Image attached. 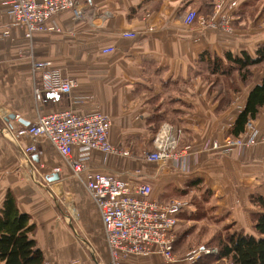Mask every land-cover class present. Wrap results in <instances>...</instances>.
<instances>
[{
    "label": "crops",
    "instance_id": "obj_1",
    "mask_svg": "<svg viewBox=\"0 0 264 264\" xmlns=\"http://www.w3.org/2000/svg\"><path fill=\"white\" fill-rule=\"evenodd\" d=\"M220 3L222 9L217 12ZM191 10L204 19L227 17L231 32L199 23L186 25L184 17ZM84 16L87 19L75 20L71 12H62L53 19L60 33L38 32L29 41L0 6V129L28 126L39 113L99 111L111 120L110 143L129 150L132 157L92 152L86 161L89 170L146 183L152 187L153 198L165 203L183 192L212 194L206 205L212 204L211 218L217 220L194 214L201 208L190 203L180 215L175 262L154 255L130 257L122 264H196L199 258H191L203 245L196 250L179 247L188 238L184 232L204 222L224 235L242 232L259 237L253 217L260 209L250 197L264 196V106L255 119L254 148L217 156L206 152V146L212 140L224 142L232 137V128L251 91L264 78V70L254 72L251 85L240 84L241 91L231 95L232 103L226 107L218 91L211 90L206 80L194 78L191 69L206 53L223 57L227 52H247L255 58L264 44V0H88ZM129 33L136 36L124 37ZM108 47L115 52L102 54ZM40 62H51L78 87L69 95L43 90V74L33 66ZM182 81L186 82L182 94L165 87ZM168 95L175 100L171 106ZM166 107L169 111L163 113ZM172 112L178 113L175 121L185 132L180 149L189 147L188 173L144 159L145 152L154 151L155 116L170 117ZM38 152L25 157L0 130V210L6 194L14 193L20 211L36 225L35 239L45 263L107 264L108 249L107 254L100 251L101 261L97 252L91 259L79 250L78 239L86 241L80 234L106 245L100 214L83 183L47 140H39ZM73 155L79 159L80 150L75 149ZM70 205L77 215L76 225L68 214Z\"/></svg>",
    "mask_w": 264,
    "mask_h": 264
},
{
    "label": "built area",
    "instance_id": "obj_2",
    "mask_svg": "<svg viewBox=\"0 0 264 264\" xmlns=\"http://www.w3.org/2000/svg\"><path fill=\"white\" fill-rule=\"evenodd\" d=\"M88 0H1L0 6L23 31L24 38L31 41L35 33H60L61 29L53 19L62 12H71L75 20L87 19L84 4ZM216 11L222 9L217 4ZM184 23L192 26L199 23L209 29L231 32L230 19L222 17L218 21L199 17L194 10L184 17ZM8 29L4 36L8 37ZM134 33L125 34L134 38ZM115 52L108 47L102 54ZM42 72L43 90L69 95L78 83L64 77L53 68L51 62L33 64ZM36 95L40 91L35 90ZM111 120L99 111L77 113L71 109L49 114L39 113L28 126L5 127L4 134L19 147L25 157L38 154L39 140H47L66 160L76 179L80 180L89 197L96 205L101 217L110 260L107 264H122L130 257L147 258L157 255L167 263L175 262L176 230L180 215L189 208V203L175 199L170 203L155 200L152 187L146 183L129 182L113 175L92 172L86 167L92 152L115 157L131 158L129 150L114 146L109 141ZM185 136L184 129L164 123L153 138L154 151L145 152L144 159L151 163L170 164L182 173H188L189 147L180 149ZM26 141L23 146L20 142ZM257 145L254 121H248L243 137H229L224 142L212 140L206 152L217 156H230L236 150L246 151ZM80 150V158H74V150ZM243 153V152H241ZM71 214L75 212L71 208ZM73 211V212H72ZM217 253L216 249H202L191 260L201 255ZM49 264V263H45ZM74 264H85L77 260ZM100 264V263H99Z\"/></svg>",
    "mask_w": 264,
    "mask_h": 264
},
{
    "label": "trees",
    "instance_id": "obj_3",
    "mask_svg": "<svg viewBox=\"0 0 264 264\" xmlns=\"http://www.w3.org/2000/svg\"><path fill=\"white\" fill-rule=\"evenodd\" d=\"M209 9L213 6L206 4ZM197 12V11H196ZM264 70V44H261L257 51L256 57H251L247 52L234 55L227 52L223 57H218L210 53L200 56L195 70L191 69L194 78H202L210 83L211 90L218 91V97L225 99V106L230 107L232 103V94L241 91L240 84L249 86L252 84L254 72ZM186 82H176L165 84L166 88L182 94ZM173 84V85H172ZM170 106L175 102L171 95L167 96ZM264 106V78L261 83L253 88L245 108L239 114L235 125L232 128V137L240 138L246 133V125L255 119L259 110ZM158 110V109H157ZM169 109L164 108L163 113ZM156 122L153 127L154 136L164 123L179 126L175 118L178 113H171L170 117L166 114L155 116ZM200 184H198L199 186ZM201 190V189H200ZM202 197L208 191L199 192ZM189 192L181 193L185 197ZM204 195V196H203ZM251 203L260 209V212L254 215V226L259 237L247 235L239 232L224 235L217 228H208L197 226L184 232V235L196 236L198 241L196 248H191L190 243L185 246L191 250L216 249L217 253L204 254L196 261V264H264V196L256 194L250 197ZM36 225L32 222L31 216L22 213L18 207L17 198L14 193L8 192L0 210V264H45L43 252L38 247L35 239ZM179 241L178 235H176ZM203 241H206L203 243ZM182 244L185 239L181 240ZM188 245V246H187Z\"/></svg>",
    "mask_w": 264,
    "mask_h": 264
},
{
    "label": "rangeland",
    "instance_id": "obj_4",
    "mask_svg": "<svg viewBox=\"0 0 264 264\" xmlns=\"http://www.w3.org/2000/svg\"><path fill=\"white\" fill-rule=\"evenodd\" d=\"M168 165H170V164H168ZM211 197H212L211 193L210 194L206 193L204 197H202V193H199L197 195L189 193L185 197L179 195L178 198H175V199H178V200H181V201H185V202L190 203V204H195L197 207H199L201 209L196 211L197 213H194V214L207 215V216H210L209 219H212V221H215V220H217L216 219L217 217L211 218L213 216L212 212L214 211V209H211V208H213L212 204L206 205V202L210 201ZM163 203H165V202H163ZM71 208H73L72 205L69 206L68 214H71V210H70ZM208 211H210V212H208ZM70 217H71V215H70ZM71 219L74 222V224L76 225L77 224V215L75 214V212L72 213ZM191 226H194V225H191ZM201 226L208 227V225L204 222V223H201L200 225L197 226V230L200 229ZM192 228H194V227H192ZM178 232L179 231H178V228H177L176 235H177ZM181 232H184V231H181ZM78 237L81 238V239H86V241H84V242H82L81 240L78 239V244L80 246L79 250H81V248H82V251H85V253L87 254V256L89 258L92 259L91 256L94 255L95 252L98 253L97 255H98L99 260L101 259L99 257L100 251L105 252L107 254V248H106L105 243H100L99 241H97L96 238H94L93 240L92 239L91 240H87V237L84 234H80V236H78ZM177 242H178V239H177ZM177 242H175L176 248L178 247V245H176ZM205 242L206 241H203V243H205ZM186 243H190L191 244V248H196L197 247V243H198V241L196 240V236L195 235H191V238H185V243H183L181 245V247H179V249H182Z\"/></svg>",
    "mask_w": 264,
    "mask_h": 264
},
{
    "label": "water",
    "instance_id": "obj_5",
    "mask_svg": "<svg viewBox=\"0 0 264 264\" xmlns=\"http://www.w3.org/2000/svg\"><path fill=\"white\" fill-rule=\"evenodd\" d=\"M11 118H14V116H11ZM54 179H57V177H55Z\"/></svg>",
    "mask_w": 264,
    "mask_h": 264
}]
</instances>
